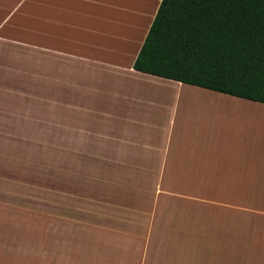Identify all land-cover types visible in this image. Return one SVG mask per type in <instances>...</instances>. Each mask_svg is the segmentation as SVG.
I'll return each mask as SVG.
<instances>
[{
  "label": "crops",
  "instance_id": "0c3cea01",
  "mask_svg": "<svg viewBox=\"0 0 264 264\" xmlns=\"http://www.w3.org/2000/svg\"><path fill=\"white\" fill-rule=\"evenodd\" d=\"M160 2L0 0V187L23 195L14 224L28 230L34 217L45 239L61 227L63 163L80 140L94 161L126 165L119 175L150 178L162 194L264 196V105L134 70ZM147 207L112 264H264V218Z\"/></svg>",
  "mask_w": 264,
  "mask_h": 264
},
{
  "label": "rangeland",
  "instance_id": "374dc122",
  "mask_svg": "<svg viewBox=\"0 0 264 264\" xmlns=\"http://www.w3.org/2000/svg\"><path fill=\"white\" fill-rule=\"evenodd\" d=\"M187 90L205 89L189 86ZM206 101L191 99L190 106L214 108L218 104L220 108H227L225 103ZM232 108L236 106H228V109ZM86 144L87 141L80 140L78 157H73V162L63 163L61 227L56 231L52 227L51 238H44V228L34 217L30 218L28 230L21 224H14L15 218L9 212L21 202L17 203V198L23 195L13 193L19 192L18 187L2 184L0 264H44L45 250L46 264H112L119 255L116 252L122 245L119 242L121 236L135 233L134 225L144 222L142 215L149 212L146 209L150 205L161 207V214L173 213L166 208L184 206L185 210L173 214L185 215L192 220L264 218L262 194H162L156 191L150 178L119 175L126 165L94 161V157L88 155L91 148ZM3 164L8 168L13 166L10 160H4ZM16 176L17 182L19 178ZM50 217L53 225L54 213ZM55 233L60 235L57 242Z\"/></svg>",
  "mask_w": 264,
  "mask_h": 264
},
{
  "label": "trees",
  "instance_id": "16d2710c",
  "mask_svg": "<svg viewBox=\"0 0 264 264\" xmlns=\"http://www.w3.org/2000/svg\"><path fill=\"white\" fill-rule=\"evenodd\" d=\"M133 68L264 104V0H161Z\"/></svg>",
  "mask_w": 264,
  "mask_h": 264
},
{
  "label": "bare ground",
  "instance_id": "6f19581e",
  "mask_svg": "<svg viewBox=\"0 0 264 264\" xmlns=\"http://www.w3.org/2000/svg\"><path fill=\"white\" fill-rule=\"evenodd\" d=\"M214 104H215V103H214ZM214 104H213V105H214ZM218 106H219V105L217 104V107H218ZM224 106H228V105H224Z\"/></svg>",
  "mask_w": 264,
  "mask_h": 264
}]
</instances>
